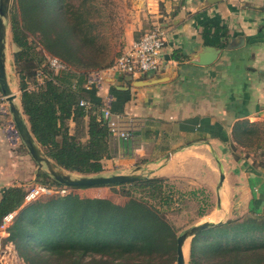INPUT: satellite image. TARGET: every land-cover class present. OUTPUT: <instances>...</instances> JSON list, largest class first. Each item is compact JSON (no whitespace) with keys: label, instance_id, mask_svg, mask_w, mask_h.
Masks as SVG:
<instances>
[{"label":"crops","instance_id":"crops-1","mask_svg":"<svg viewBox=\"0 0 264 264\" xmlns=\"http://www.w3.org/2000/svg\"><path fill=\"white\" fill-rule=\"evenodd\" d=\"M145 2L153 15L144 16V30L120 51L159 24L166 33L164 62L156 73H113L93 92L95 101L109 95L114 111L137 120L131 141L111 138L114 155L103 159L101 174L106 175L105 170L110 175L150 169L148 177L175 179L193 191L204 188L215 204L209 221L263 213L264 163L244 157L243 146L235 148L233 127L241 121L264 122V0ZM215 27L220 31L212 37ZM207 29L208 39L215 38L214 45L205 42ZM175 53L179 60L173 58ZM204 55L212 61L198 64ZM7 80L27 124L17 101L19 83L13 86ZM5 118L0 116V199L9 186H40L35 181L37 163L21 145L22 139L15 146L6 139ZM69 125L72 129L74 122ZM221 170L224 178L218 189ZM115 187L77 188L73 194L81 200L127 205L139 213L151 210L148 203L123 195Z\"/></svg>","mask_w":264,"mask_h":264},{"label":"trees","instance_id":"trees-1","mask_svg":"<svg viewBox=\"0 0 264 264\" xmlns=\"http://www.w3.org/2000/svg\"><path fill=\"white\" fill-rule=\"evenodd\" d=\"M58 1L14 0L23 22L13 5L9 20L12 40L18 47L14 62L19 70L20 105L35 141L57 167L79 176L100 175L103 159L114 155V145L99 118L100 101L94 100L93 92L82 89L88 71L80 69L90 65L99 69L113 59L105 62L104 44L94 46L85 40L87 19H81L79 12L67 16ZM24 28L41 33L48 53L40 59L30 53ZM218 30L215 27L211 36L216 37ZM209 33L210 29L203 32L205 42L214 45L215 38L209 40ZM89 53H93V63L88 62L92 60ZM49 56L60 58L68 69L54 72L47 65ZM173 58L179 60V55L175 53ZM28 77L35 84L27 85ZM73 82L76 87H72ZM81 99L91 100L88 107L79 104ZM70 121L74 122L72 129ZM259 129V123L237 122L233 139L240 146L256 139V146L261 147L264 138ZM35 181L55 187L57 195L23 205L30 188L14 185L5 188L0 199V225L6 215L17 211L8 228L9 241L26 263L158 264L166 262L168 253L176 260L175 230L159 207L142 200L151 210L139 213L81 200L73 193H62L67 185L47 171H38ZM122 184L148 188L151 195H159L162 178L152 176ZM121 193L134 197L128 191ZM187 264H264V212L230 218L199 232L190 241Z\"/></svg>","mask_w":264,"mask_h":264},{"label":"rangeland","instance_id":"rangeland-1","mask_svg":"<svg viewBox=\"0 0 264 264\" xmlns=\"http://www.w3.org/2000/svg\"><path fill=\"white\" fill-rule=\"evenodd\" d=\"M61 4V6H59ZM144 4V5H143ZM14 5L15 13L20 23L22 18L20 15V10L17 8L14 0H10L8 8V16H10L12 8ZM57 5L67 14V16H73L77 12L81 13V19H87L88 24L84 29L86 36L85 40L92 41L94 46L104 44L105 46V62L110 58L114 59L118 54L120 49L127 43L132 37L137 36L140 31L144 30V16L153 15L146 10L145 0H59ZM24 27V26H23ZM140 27V28H139ZM27 33L28 44L30 45V53L35 55L36 59H40L44 54H47V50L44 48L41 40V33L39 32H29L24 28ZM93 46V47H94ZM18 47L12 40L10 20L7 22V37H6V70L7 78L13 86L15 83L20 81L19 70L15 66L14 54ZM93 53H89L92 60L88 62L93 63ZM96 60V59H95ZM97 69L93 65L82 67L81 71H91ZM32 78H27V85H33L35 82L31 80ZM15 90V87H13ZM16 94V93H15ZM19 95L20 102V91H17ZM260 124V136L264 138V122H259ZM256 140V139H255ZM252 144L243 146L240 152L244 153L243 156H249L250 158H257L262 163H264V140L261 141V147L256 146V141ZM251 143V142H250ZM25 146V145H24ZM26 148V147H25ZM235 148H239L236 145ZM28 151V150H27ZM59 168V167H58ZM61 169L63 172L68 173V171ZM133 171V169H130ZM37 171H47L45 165L39 167L37 163ZM116 171L115 168L112 172ZM111 172L110 170H105L106 175ZM135 172V171H134ZM42 172H40L41 174ZM130 173V172H129ZM73 177H77L80 174L70 173ZM43 175V173H42ZM162 178V187L160 189L159 195L150 194L148 188L130 186L129 184H113L117 185V188H113L116 191H128L134 195V198L138 200H145L151 205H155L161 209L162 215L166 220L174 227L175 236L177 237L185 229L191 227L192 225L213 220V213L215 211L214 201H210L209 192H205L204 188H199L198 190H191L187 185L177 182L175 179H168L167 177ZM48 183V182H46ZM45 184V183H44ZM42 184L46 187V185ZM40 185V184H39ZM108 184L107 186H113ZM100 186V185H97ZM106 186V185H101ZM49 193H44L39 190L36 198L32 200H37L39 198H47L50 196H55L58 193V189L51 187ZM90 186L82 187H65V193H75L74 189L77 188H87ZM94 187V186H93ZM75 197V194H73ZM30 200V201H32ZM29 201L25 200L23 205ZM130 203V202H129ZM128 204V203H127ZM129 208L127 205L123 206ZM130 209V208H129ZM17 211L11 213V217L4 219L2 225H0V260L6 263L3 264H28L24 259L17 253L15 246L9 241V231L8 228L11 225L13 216ZM192 238H188L183 246V252L185 256L186 264L190 260V241ZM11 247V248H10ZM4 255V257H2ZM167 257V256H166ZM168 259L165 263L158 264H175L174 258L168 253Z\"/></svg>","mask_w":264,"mask_h":264},{"label":"built area","instance_id":"built-area-1","mask_svg":"<svg viewBox=\"0 0 264 264\" xmlns=\"http://www.w3.org/2000/svg\"><path fill=\"white\" fill-rule=\"evenodd\" d=\"M156 1V0H154ZM165 30L159 24L145 30L138 38L126 45L119 54L115 56L111 64L108 66L88 71L85 74L82 83V89L86 92H96L103 87L104 80L107 76L118 73L122 75H135L156 73L160 70L164 62L165 47ZM47 65L54 71H66L67 64L57 56H49ZM39 81L42 80L38 74ZM76 83H72V87H76ZM91 100L81 99L79 104L88 107ZM99 118L106 124L110 138H117L122 141H131L137 131V120L132 116H126L121 112L114 111L111 107V97L104 96L100 100ZM0 116L6 117L3 122V131L6 139L15 146L21 141L20 134L14 122L12 113L6 96L0 93ZM39 190L49 193L50 188L45 186L32 187L28 190L25 199L30 201L36 198ZM64 192V189L61 190ZM11 217L8 214L4 217ZM0 264L1 260H0Z\"/></svg>","mask_w":264,"mask_h":264},{"label":"water","instance_id":"water-1","mask_svg":"<svg viewBox=\"0 0 264 264\" xmlns=\"http://www.w3.org/2000/svg\"><path fill=\"white\" fill-rule=\"evenodd\" d=\"M9 2L10 0H0V90L1 93L6 96V100L9 104L10 112L12 113L14 122L17 126L20 137L27 148L31 157L38 163L39 167L44 164L46 170L52 175L57 181L67 186H97V185H108V184H122L138 181L148 177L152 170L146 169L145 172H132V173H114L110 175H81L73 177L70 173H65L59 169L49 158H47L35 138L31 134L28 125L25 123L21 116V112L16 104V94L10 89L7 74H6V37H7V22L9 21ZM199 58L196 62L198 64H208L212 59ZM166 161L169 155H166ZM165 161V162H166ZM224 178V173L221 170L219 176L218 189ZM219 206V202H218ZM222 221H204L185 229L181 234L176 237V262L175 264H186L185 256L183 252V246L188 238H193L202 230L212 227L215 224Z\"/></svg>","mask_w":264,"mask_h":264}]
</instances>
